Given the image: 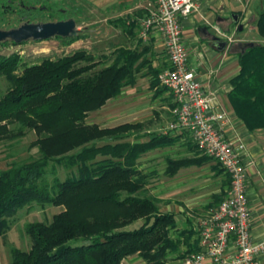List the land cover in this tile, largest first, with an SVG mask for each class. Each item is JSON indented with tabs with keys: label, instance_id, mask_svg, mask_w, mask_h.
<instances>
[{
	"label": "trees",
	"instance_id": "trees-1",
	"mask_svg": "<svg viewBox=\"0 0 264 264\" xmlns=\"http://www.w3.org/2000/svg\"><path fill=\"white\" fill-rule=\"evenodd\" d=\"M117 23L126 30L134 28V22L126 19ZM255 28L264 38V1L257 8ZM83 37L80 32L75 38L60 40ZM7 44L16 45H0ZM113 53L111 64L98 71L94 69L99 63L86 50L22 68L18 55L0 57V78L8 83L0 97V142L32 130L36 135L32 145L39 152L38 158L0 170V235L7 220L31 203L62 208L49 223L25 226L30 249H13L7 264H121L134 255L144 264H166L168 255L184 260L200 251L198 230L179 229L175 215L162 212L157 199L140 195L147 185L140 157L188 137L152 133L146 141L129 142L125 139L142 130L140 123L101 128L85 122L90 112L140 78H149L154 97L166 91L157 79L162 69L151 67L144 52L119 47ZM238 66L228 93L233 114L248 131L264 129V46L239 51ZM104 139L107 142L98 144ZM193 147L197 154L191 158L167 159V174L173 176L181 168L199 167L211 159ZM50 163L75 172L64 180L54 176L48 184ZM225 175L226 188L211 196L208 212L226 196L230 180ZM137 221H142L138 228L128 229ZM193 235L197 238L191 242Z\"/></svg>",
	"mask_w": 264,
	"mask_h": 264
},
{
	"label": "rangeland",
	"instance_id": "rangeland-1",
	"mask_svg": "<svg viewBox=\"0 0 264 264\" xmlns=\"http://www.w3.org/2000/svg\"><path fill=\"white\" fill-rule=\"evenodd\" d=\"M262 1L264 0H252L250 18L241 24L242 31L236 32L230 38L229 43L234 45L236 54L240 51L237 44L253 42L256 45L264 46V38L259 36L255 28L257 10L254 8L259 7ZM243 5L246 4L243 2ZM92 8V0H0V29L2 30L16 28L22 23H46L73 19L77 29L84 36L83 39L73 42L50 39L20 45H0V57L16 54L20 59V68H22L25 65L39 63L46 58L56 60L77 50H86L95 57V62L99 63L94 69L95 71L110 65L114 58L113 52L120 42L117 38L118 31L114 26L105 25L98 12L91 13ZM7 88V81L0 78V97ZM171 96L166 90L162 96L154 97L153 92L149 89V81L140 78L134 86L124 87L118 97L108 100L100 109L90 112L85 122L89 125L97 124L101 128H112L124 123H140L142 130L134 136L126 138L125 141H146L149 134L161 133L171 120L169 112V105L173 100ZM252 132H257L260 135L262 145H264V129H255ZM136 137L139 138L136 139ZM35 140V133L25 129L20 138L0 142V170L13 164L38 158V149L32 145ZM105 142L107 139L98 142V144ZM193 146L195 145L185 138L172 146L152 150L142 155L138 160L139 168L147 176V185L140 195L157 199L162 212L167 210L168 198L179 192L180 187L177 183L178 179H176V177H180L179 173L187 176V180L183 183L185 188H193L195 184L200 187L199 199L202 197L204 204L210 197L208 194L212 190L215 191L214 179L220 178L219 182L221 183L219 190L214 194L219 193L221 187L226 188L227 176L213 159H208L199 167L193 166L177 171L173 176L167 174V159L191 158L197 154V150ZM202 155L204 154L202 153ZM74 172V169L70 170L50 163L45 181L51 184L54 176L59 180H64ZM61 210V207L31 203L14 213L7 220V228L0 235V263L7 264L12 260L11 251L13 249L20 251L30 249L31 240L25 232L27 224L49 223L52 217ZM197 211L198 214H196ZM189 213L192 220L197 222L207 215L208 211L205 207L203 211L196 210L194 214L193 212ZM141 224L142 221H137L128 229L138 228ZM172 237L175 238L176 233L173 232ZM182 261L177 255L171 254L167 256L165 262L166 264H182ZM121 264H144V261L134 255L126 258Z\"/></svg>",
	"mask_w": 264,
	"mask_h": 264
},
{
	"label": "built area",
	"instance_id": "built-area-1",
	"mask_svg": "<svg viewBox=\"0 0 264 264\" xmlns=\"http://www.w3.org/2000/svg\"><path fill=\"white\" fill-rule=\"evenodd\" d=\"M198 1L152 0L140 22L143 40L152 28L159 30L167 55V66L157 79L159 86L172 95L174 106L169 110L171 120L161 133L185 134L201 153L219 164L230 180L223 201L197 221L200 251L187 255L182 264H261L264 239L254 241L250 232L247 165L243 161L246 146L234 132L230 114L215 107L214 94L207 92L188 66L181 21L196 11ZM230 244L234 246L232 255L228 254Z\"/></svg>",
	"mask_w": 264,
	"mask_h": 264
},
{
	"label": "crops",
	"instance_id": "crops-1",
	"mask_svg": "<svg viewBox=\"0 0 264 264\" xmlns=\"http://www.w3.org/2000/svg\"><path fill=\"white\" fill-rule=\"evenodd\" d=\"M243 2L246 5H243ZM92 4L91 13L98 12L105 25L116 27L117 38L120 41L117 48L127 47L144 52L145 58L153 68L163 69L167 66L166 50L159 30L152 28L145 40L140 37V22L150 9L152 0H92ZM252 5V0H199L196 11L181 21V29L189 68L207 92L214 94L215 107L230 114L234 132L246 146L243 161L247 165L246 194L251 219L250 232L252 239L259 241L264 239V145L257 132L248 131L244 124L235 118L228 99V93L232 88L230 82L239 72L238 54L234 52V45L228 40L236 32H240L238 26L250 18ZM254 8L257 10L258 7ZM234 15L238 16V23L234 22ZM120 19L134 22V28L126 30L117 23ZM218 41L227 43L223 51L217 50ZM146 71L145 69L144 72ZM182 169L185 168L179 169L178 172ZM179 175V178L176 177L180 187L179 192L168 198L166 211L175 215L179 229L193 228L196 231L197 222L192 220L189 212L194 214L196 210L205 209L211 196L221 186L220 178L214 179L215 191L212 190L208 194L210 197L204 204L202 197L199 199L200 187L195 184L193 188H185L183 183L187 180V176L180 173ZM196 238L197 235H193L191 242ZM233 253L234 246L230 244L228 254ZM259 261L264 264V254L259 257Z\"/></svg>",
	"mask_w": 264,
	"mask_h": 264
},
{
	"label": "water",
	"instance_id": "water-1",
	"mask_svg": "<svg viewBox=\"0 0 264 264\" xmlns=\"http://www.w3.org/2000/svg\"><path fill=\"white\" fill-rule=\"evenodd\" d=\"M233 20L238 23V16L234 15ZM242 25L238 26V31H242ZM80 30L76 27L73 19L60 20L46 23H22L16 28L8 30L0 29V44L14 43L20 45L27 42H42L50 39H72L79 35ZM253 42L238 44L241 53L246 49L253 48ZM227 46L226 42H216V48L223 51Z\"/></svg>",
	"mask_w": 264,
	"mask_h": 264
}]
</instances>
